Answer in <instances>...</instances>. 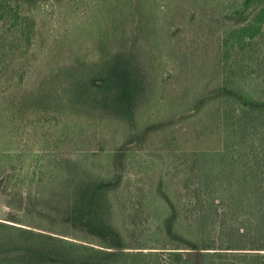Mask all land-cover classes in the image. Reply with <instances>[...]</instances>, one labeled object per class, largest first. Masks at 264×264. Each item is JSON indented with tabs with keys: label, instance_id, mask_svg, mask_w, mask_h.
<instances>
[{
	"label": "rangeland",
	"instance_id": "1",
	"mask_svg": "<svg viewBox=\"0 0 264 264\" xmlns=\"http://www.w3.org/2000/svg\"><path fill=\"white\" fill-rule=\"evenodd\" d=\"M238 1L12 0L0 21V222L80 242L84 221L62 201L90 176L108 182L109 215L130 251L168 245V214L180 226L181 218L210 223L219 200L235 204L232 218H251L249 200L254 207L264 198V124L234 113L249 112L246 98L264 100V37L244 50L223 45L246 19L231 13ZM101 37L117 77L108 93L125 100H92L49 130L33 127L25 93L61 54L98 61Z\"/></svg>",
	"mask_w": 264,
	"mask_h": 264
},
{
	"label": "trees",
	"instance_id": "2",
	"mask_svg": "<svg viewBox=\"0 0 264 264\" xmlns=\"http://www.w3.org/2000/svg\"><path fill=\"white\" fill-rule=\"evenodd\" d=\"M14 1L18 3L17 6H21L18 1L25 0ZM259 1L256 7H253L255 0H240L231 4V13L245 15L243 18L246 19L228 29L223 45L244 50L264 37V0ZM12 11V0H0V21ZM97 45L103 50L98 61L76 59L68 62L61 54L62 60L51 65L37 89L25 93V108L36 109V113L28 116L25 111V120L34 117L33 127L42 125L49 130V124L61 123L62 115L78 113L92 100L101 99L106 103L109 99L125 100L122 93H108L118 86L117 77L107 64L109 40L101 37ZM129 102L132 104L129 108L132 116V99ZM244 108L249 112L234 113L240 120L264 124V100L246 98ZM22 109L24 107H20L18 112ZM212 114L219 121L224 119L222 113ZM47 136L48 133L43 135L44 138ZM244 177L238 180L235 186L237 191L249 182ZM86 179L83 183L87 185L82 187L80 195H75L70 201H62L68 212L75 218L83 219V232L86 234L77 235V239L83 242L48 231L0 222V235L6 239L0 242V264H135L130 259L136 257H142L144 264H264V198L254 207V198L249 200L246 206L252 207V216H243L242 221L232 218L231 208H235V204L224 202V199L222 202L227 206L223 209L218 206L221 200L215 208L211 207L213 211L209 214L212 223L199 222L197 218H188L182 223L181 218L180 226V221L168 214L162 222L170 237L168 245L160 250L130 251L127 250L129 247L122 244L124 237L121 230L109 215L113 205L108 193V182L101 176ZM260 183L264 191V182ZM185 187L193 188L192 185ZM202 202L196 206H202ZM185 204L191 206L193 203L187 201ZM205 209L202 206L201 211Z\"/></svg>",
	"mask_w": 264,
	"mask_h": 264
}]
</instances>
